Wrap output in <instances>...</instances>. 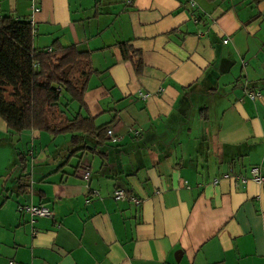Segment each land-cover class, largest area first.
<instances>
[{
    "label": "crops",
    "instance_id": "crops-1",
    "mask_svg": "<svg viewBox=\"0 0 264 264\" xmlns=\"http://www.w3.org/2000/svg\"><path fill=\"white\" fill-rule=\"evenodd\" d=\"M7 13L39 49L89 53L72 109L118 140L58 169L69 135L0 118V264H264V184L235 179L264 161V0H0Z\"/></svg>",
    "mask_w": 264,
    "mask_h": 264
},
{
    "label": "trees",
    "instance_id": "trees-1",
    "mask_svg": "<svg viewBox=\"0 0 264 264\" xmlns=\"http://www.w3.org/2000/svg\"><path fill=\"white\" fill-rule=\"evenodd\" d=\"M260 1L254 0L255 3ZM33 37L34 27L27 18L0 14V118L11 134L36 130L54 137L69 135L58 169L88 148L103 157V149L111 142L108 129L72 109V104L83 106L87 78L93 71L89 53L59 43L39 49L34 46ZM120 48L124 59L136 58V67L141 63L135 50L124 44ZM76 65L80 70L78 82L67 78L68 71ZM54 111L63 116L62 125H50L47 121L48 112ZM199 112L206 117L208 106H203ZM18 156L24 167L25 156ZM84 166L87 165H82L83 169ZM19 187L25 188L24 183L20 182Z\"/></svg>",
    "mask_w": 264,
    "mask_h": 264
},
{
    "label": "built area",
    "instance_id": "built-area-1",
    "mask_svg": "<svg viewBox=\"0 0 264 264\" xmlns=\"http://www.w3.org/2000/svg\"><path fill=\"white\" fill-rule=\"evenodd\" d=\"M34 1L35 0H30V2L32 4ZM32 7H33L34 12H37L39 10V8L36 7L35 5ZM223 42L226 43L227 39H224ZM244 94L250 98L259 96L258 90H244ZM138 133H139L138 131H134L135 135H138ZM107 135L113 143L117 142L118 137L113 134L111 129L107 130ZM248 173H249L248 177L243 176V175H236L235 179L241 183H245L248 180H252L258 184H264V161H262L258 165H252L249 168ZM82 176L84 179H88L89 168L87 166H84ZM113 197H114V199H123L126 197V192L121 188L114 189ZM133 201L135 204H137L139 202L138 199H136V198H133ZM18 209L28 212L30 214V216L32 217V219L34 217H52L51 210L45 205H32V204L20 205L18 207ZM7 264H26V263H19V262H15V261L11 260V261H8ZM30 264H32V263H30Z\"/></svg>",
    "mask_w": 264,
    "mask_h": 264
},
{
    "label": "rangeland",
    "instance_id": "rangeland-1",
    "mask_svg": "<svg viewBox=\"0 0 264 264\" xmlns=\"http://www.w3.org/2000/svg\"><path fill=\"white\" fill-rule=\"evenodd\" d=\"M79 72H80L79 67H78V65H76L75 67L71 68L68 71L67 78L71 79L75 82L76 81L78 82L79 81ZM47 121L50 123V125H56V126L62 125L64 122L63 116L56 111L48 112ZM37 144L38 143H35L34 145L37 146ZM30 145H31V142L29 139V143L26 144L27 149H28V147L30 148ZM24 146H25V144H24Z\"/></svg>",
    "mask_w": 264,
    "mask_h": 264
}]
</instances>
